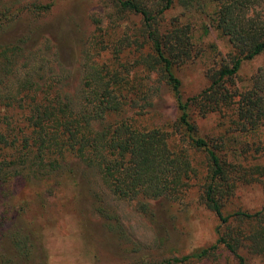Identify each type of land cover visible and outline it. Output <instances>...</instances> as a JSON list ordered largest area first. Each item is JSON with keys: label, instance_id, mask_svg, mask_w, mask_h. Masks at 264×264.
I'll return each instance as SVG.
<instances>
[{"label": "trees", "instance_id": "16d2710c", "mask_svg": "<svg viewBox=\"0 0 264 264\" xmlns=\"http://www.w3.org/2000/svg\"><path fill=\"white\" fill-rule=\"evenodd\" d=\"M104 1L109 10L95 20L101 36L104 31L111 36L124 18L138 17L134 34L121 38H133L128 52L134 60L117 68L91 61L106 49L116 57L126 51L121 41L100 42L96 36L85 51L81 85L74 93L64 90L65 78L58 80L55 70H14L23 49L0 46V192L5 194L9 181L18 177L50 178L68 157L99 174L109 194L137 201L145 211L149 199L177 202L198 186L200 202L221 220L216 242L162 262L136 264L216 260L220 247L237 264H250L244 249L264 256V205L255 212H226L240 183L264 182L262 165L230 158L238 135L264 125V64L249 86L240 88L235 80L244 61L264 53V0ZM176 3L198 14L214 4L208 16L233 48L228 62L210 68L209 84L189 96L176 69L197 54L196 34L191 19H167ZM202 28L207 34L208 26ZM163 86L174 98L176 113L156 121L155 99ZM214 113L217 135H201L194 115ZM147 119L153 120L148 124Z\"/></svg>", "mask_w": 264, "mask_h": 264}, {"label": "rangeland", "instance_id": "374dc122", "mask_svg": "<svg viewBox=\"0 0 264 264\" xmlns=\"http://www.w3.org/2000/svg\"><path fill=\"white\" fill-rule=\"evenodd\" d=\"M107 5L104 0H0V46L23 49L14 70H55L58 80L65 78L64 90L74 93L81 85L85 51L96 36L111 44L115 38L126 51L116 57L106 49L91 61L117 68L118 63L134 60L128 52L133 38L122 39L126 33L134 34L138 17L124 18L111 36L106 31L101 36L102 28L98 30L100 23L95 20L104 18ZM212 5L198 14L176 3L166 15L168 20L191 19L196 34L197 54L176 69L185 96L207 86L210 68L228 62L232 54L228 37L214 28L208 16L215 8ZM263 64L264 53L244 61L235 78L237 86H249ZM154 109L156 121L175 118V101L167 87H162ZM218 117L195 114L200 134L217 135ZM231 150L235 161L264 167V125L251 135H238ZM7 186L5 194L0 192V264L162 262L209 247L219 236L221 220L200 202L198 186L177 202L165 197L149 199L145 211L137 201L109 194L99 174L75 157H68L48 179L18 177ZM235 191L227 203L228 213L239 208L255 212L264 205V182L240 183ZM99 207L109 212L101 214ZM242 253L250 264H264V256L246 249ZM180 264H237V259L220 247L216 260Z\"/></svg>", "mask_w": 264, "mask_h": 264}]
</instances>
